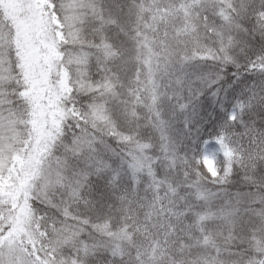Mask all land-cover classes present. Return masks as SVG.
Wrapping results in <instances>:
<instances>
[{
    "label": "snow or ice",
    "instance_id": "6c2138e0",
    "mask_svg": "<svg viewBox=\"0 0 264 264\" xmlns=\"http://www.w3.org/2000/svg\"><path fill=\"white\" fill-rule=\"evenodd\" d=\"M245 104L264 0H0V264H264V153L228 190Z\"/></svg>",
    "mask_w": 264,
    "mask_h": 264
},
{
    "label": "clouds",
    "instance_id": "9594fccd",
    "mask_svg": "<svg viewBox=\"0 0 264 264\" xmlns=\"http://www.w3.org/2000/svg\"><path fill=\"white\" fill-rule=\"evenodd\" d=\"M238 52L239 50L237 49L232 54L237 55ZM223 71L228 72V66H225ZM153 115H157V119L160 118L155 112H153ZM235 117L236 124L231 128L232 133L235 134L232 140L233 147L236 149L235 158L233 160L235 167L233 169L232 183L229 185L228 190L236 191L242 189L245 192L257 191L253 184L245 179V177L251 175V173H249L247 169L242 168L236 161L246 159L250 153H264V105L248 108L245 104L243 109L236 110ZM201 179L207 191L213 193L219 191L212 183V178L203 171L201 172ZM260 180L264 181V176H261ZM161 187L163 189L166 186ZM261 187L264 188V182L261 183ZM173 195L174 194L171 192H165L168 203H172ZM212 202L218 204L219 199L215 201H205V204ZM224 264H228L227 260H225Z\"/></svg>",
    "mask_w": 264,
    "mask_h": 264
},
{
    "label": "trees",
    "instance_id": "16d2710c",
    "mask_svg": "<svg viewBox=\"0 0 264 264\" xmlns=\"http://www.w3.org/2000/svg\"><path fill=\"white\" fill-rule=\"evenodd\" d=\"M205 108H206V112L207 111L212 112V117L209 118L211 123L209 125H205L206 132L211 133L216 130V127H215L216 124L222 123L226 119V115L220 112L218 109H212L211 106L207 104V102H205Z\"/></svg>",
    "mask_w": 264,
    "mask_h": 264
}]
</instances>
